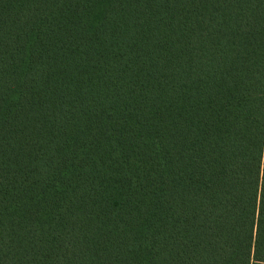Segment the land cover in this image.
<instances>
[{
	"label": "trees",
	"instance_id": "obj_1",
	"mask_svg": "<svg viewBox=\"0 0 264 264\" xmlns=\"http://www.w3.org/2000/svg\"><path fill=\"white\" fill-rule=\"evenodd\" d=\"M0 264H264V0H0Z\"/></svg>",
	"mask_w": 264,
	"mask_h": 264
}]
</instances>
